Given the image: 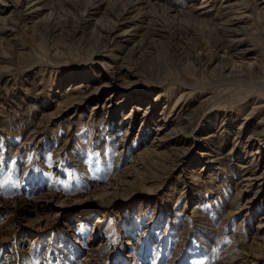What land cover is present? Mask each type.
Masks as SVG:
<instances>
[{"label": "rangeland", "instance_id": "rangeland-1", "mask_svg": "<svg viewBox=\"0 0 264 264\" xmlns=\"http://www.w3.org/2000/svg\"><path fill=\"white\" fill-rule=\"evenodd\" d=\"M0 264H264V0H0Z\"/></svg>", "mask_w": 264, "mask_h": 264}, {"label": "bare ground", "instance_id": "bare-ground-1", "mask_svg": "<svg viewBox=\"0 0 264 264\" xmlns=\"http://www.w3.org/2000/svg\"><path fill=\"white\" fill-rule=\"evenodd\" d=\"M125 83H126V82H125ZM121 84H122V83H121ZM81 92H82V91H81ZM99 221H102L101 218H100L97 222H99Z\"/></svg>", "mask_w": 264, "mask_h": 264}]
</instances>
